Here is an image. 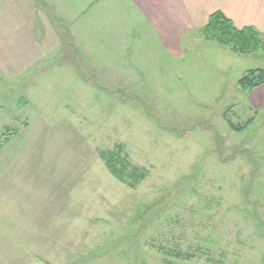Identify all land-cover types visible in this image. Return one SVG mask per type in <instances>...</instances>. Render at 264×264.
<instances>
[{"label": "rangeland", "instance_id": "rangeland-1", "mask_svg": "<svg viewBox=\"0 0 264 264\" xmlns=\"http://www.w3.org/2000/svg\"><path fill=\"white\" fill-rule=\"evenodd\" d=\"M13 5L41 58L0 76V264H264L262 54L160 37L147 0Z\"/></svg>", "mask_w": 264, "mask_h": 264}, {"label": "crops", "instance_id": "crops-1", "mask_svg": "<svg viewBox=\"0 0 264 264\" xmlns=\"http://www.w3.org/2000/svg\"><path fill=\"white\" fill-rule=\"evenodd\" d=\"M14 3L15 0H0V76L6 79L22 76L40 57L33 34L29 30L19 32L21 23H15ZM147 8L163 17L158 21L160 37L166 33L168 37L170 31L182 32V28L184 34L201 30L211 14L221 12L237 29L255 28L264 39V0H147ZM251 97L255 99V93ZM252 104L264 108V103Z\"/></svg>", "mask_w": 264, "mask_h": 264}, {"label": "trees", "instance_id": "trees-1", "mask_svg": "<svg viewBox=\"0 0 264 264\" xmlns=\"http://www.w3.org/2000/svg\"><path fill=\"white\" fill-rule=\"evenodd\" d=\"M207 39L213 40L222 47H229L234 53H260L264 58V40L259 32L252 27L237 29L221 12H215L208 17L207 24L201 29ZM264 84V69H254L245 72L238 80L242 90L252 91ZM231 128H234L230 124ZM118 148L114 151H103L100 158L108 172L121 183L135 188L146 177L143 169L131 167L129 161ZM130 167V169H128Z\"/></svg>", "mask_w": 264, "mask_h": 264}]
</instances>
